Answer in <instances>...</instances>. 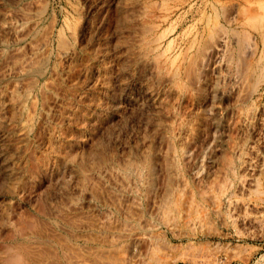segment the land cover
<instances>
[{
    "label": "rangeland",
    "instance_id": "1",
    "mask_svg": "<svg viewBox=\"0 0 264 264\" xmlns=\"http://www.w3.org/2000/svg\"><path fill=\"white\" fill-rule=\"evenodd\" d=\"M0 264H264V0H0Z\"/></svg>",
    "mask_w": 264,
    "mask_h": 264
}]
</instances>
